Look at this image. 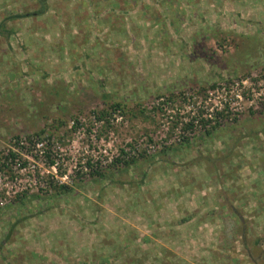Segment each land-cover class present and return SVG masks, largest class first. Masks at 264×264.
Segmentation results:
<instances>
[{
	"label": "rangeland",
	"instance_id": "374dc122",
	"mask_svg": "<svg viewBox=\"0 0 264 264\" xmlns=\"http://www.w3.org/2000/svg\"><path fill=\"white\" fill-rule=\"evenodd\" d=\"M48 3L0 34V264H264V0Z\"/></svg>",
	"mask_w": 264,
	"mask_h": 264
},
{
	"label": "trees",
	"instance_id": "16d2710c",
	"mask_svg": "<svg viewBox=\"0 0 264 264\" xmlns=\"http://www.w3.org/2000/svg\"><path fill=\"white\" fill-rule=\"evenodd\" d=\"M37 2H38V7L35 9V11H33V12H28V13H25V14H23V15H10V16H7V17H5L3 20H2V22H0V34H5L6 32H9V28H8V21L10 20V19H13V18H17V17H19V16H26V15H35V14H37V15H41V14H44L45 12H47L48 11V8H49V3H48V0H37ZM11 31L13 32L14 31V29H11ZM222 80H225L224 78L223 79H220V81H222ZM217 86V83H214V84H212L211 85V88H215ZM104 97L109 101L111 98H112V95L111 94H109V93H105L104 94ZM169 98H171V96H168ZM172 99V98H171ZM106 100V101H107ZM126 107V105L125 104H123V103H121V102H119V101H114V99L112 100V103H110V105H109V108L108 109H111V110H115V112H118V111H121V110H123L124 108ZM108 109H106V108H104V109H101V110H97L96 112H97V114H98V118L100 119V118H103V116L105 115V114H111V113H109L108 111ZM124 111V110H123ZM125 112V111H124ZM220 114L222 115L223 114V112H220ZM195 120H198V122H202V121H205V119L204 118H195V117H192V119H190L189 121H187L184 125H185V127L186 128H189V127H191L193 124H194V122H195ZM215 127H217L216 125H215ZM215 127H212V128H207L206 129V132L208 133V134H212L214 131H215ZM122 154H126L125 153V150L124 149H122ZM161 152H164L163 154H166L165 153V151H164V149H162L161 150ZM18 155V154H17ZM11 156H13V157H15L16 156V154L14 153V152H12V151H9V154H8V156L6 155L4 158L5 159H9ZM161 156H164V155H162L161 154ZM143 157H147V156H143ZM146 159H149L148 157L146 158ZM0 160H2V157H0ZM115 162H121L120 164H124L123 166L124 167H127V166H129L130 164H132V163H135L136 162V158L134 157L133 159H131L130 161H127V160H124L123 159V162H122V158L121 157H116V159L114 160ZM6 163H0V165H5ZM118 166H119V163L117 164ZM97 175H101L102 177H106V175H105V172H103L102 171V173L100 172V171H96L95 172ZM54 188L56 189V190H60V192H67V191H72L73 190V188H71V187H69V186H67V185H55L54 186ZM109 257H107L106 258V260L108 259ZM110 260V259H109ZM103 262H105V261H103Z\"/></svg>",
	"mask_w": 264,
	"mask_h": 264
},
{
	"label": "built area",
	"instance_id": "2783aa9c",
	"mask_svg": "<svg viewBox=\"0 0 264 264\" xmlns=\"http://www.w3.org/2000/svg\"><path fill=\"white\" fill-rule=\"evenodd\" d=\"M76 121H72V124H74ZM195 122H198V120H195ZM51 141H43V140H38V139H32L31 137H24V138H15L13 140V143H12V146L10 147L11 150L9 151H12L16 154L15 157L11 156L9 159L11 160H14V165L16 167H19L21 170L27 166V164L29 165V162H28V159L29 158L28 156L29 155H25L26 153H24L22 151V149H25L28 147V146H31V149L32 150H35V151H40L39 155L41 157H43V159H50L51 157V154L54 155L53 153V148H54V145L52 146V143H50ZM53 142V141H52ZM46 144V145H45ZM39 146H44L43 149H40ZM26 152V151H25ZM28 152V151H27ZM18 154V155H17ZM9 164V162L7 163ZM51 167H52V171H51V177L54 179H56L55 181L56 182H60V184H66V183H62L61 179H58V175H55L57 173V168H58V160L55 159L54 161H50V163H48ZM56 176V177H55ZM60 178V177H59Z\"/></svg>",
	"mask_w": 264,
	"mask_h": 264
}]
</instances>
